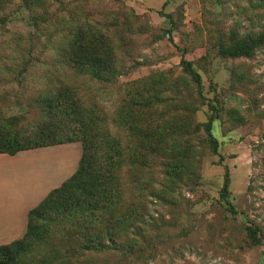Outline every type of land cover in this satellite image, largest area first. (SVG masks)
<instances>
[{
	"label": "rangeland",
	"instance_id": "obj_1",
	"mask_svg": "<svg viewBox=\"0 0 264 264\" xmlns=\"http://www.w3.org/2000/svg\"><path fill=\"white\" fill-rule=\"evenodd\" d=\"M19 2L0 14L7 18L0 23V125L37 127L35 95L71 85L106 119L108 134L119 138L125 150L138 144L130 124L126 129L119 125V117L127 113L143 133L163 127L167 139L162 146L173 142L168 130L174 122L190 128L192 134L180 145L191 147L197 182L170 186L162 152L153 162L152 176L144 167H124L126 203H140L146 221L142 253L129 264H264V47L253 57L219 54L220 44L234 31L240 36L264 33V4L46 0L44 6L29 8ZM91 32L114 43L118 74L109 82L66 64L67 41L79 33L90 37ZM183 60L192 61L201 75L203 98ZM160 74L167 79L160 84L162 98L147 106L144 100ZM217 97L224 109L213 130L219 155L212 152L202 126L210 115L208 102ZM72 147L82 155L80 142ZM227 170L237 215L221 199ZM43 255L37 251L22 264H44ZM97 264L119 263L109 254Z\"/></svg>",
	"mask_w": 264,
	"mask_h": 264
},
{
	"label": "trees",
	"instance_id": "obj_2",
	"mask_svg": "<svg viewBox=\"0 0 264 264\" xmlns=\"http://www.w3.org/2000/svg\"><path fill=\"white\" fill-rule=\"evenodd\" d=\"M14 1L0 0V14ZM169 1L165 0L164 6ZM258 1L264 4V0ZM20 2V7L29 8L46 4V0ZM6 20V16L0 15V23L5 24ZM112 45L114 43L101 34L91 32L87 37L79 33L67 41L66 64L93 79L109 82L118 74ZM262 47L264 33L240 36L234 31L229 41L220 44L219 54L227 59L253 57ZM182 65L203 98L202 77L193 62L183 60ZM155 81L157 84H151V93L144 100L147 106L158 104L162 98L159 92H164L160 84H167L161 74ZM34 102L37 127L17 130L11 125H0V154L16 155L21 151L80 142L82 156L76 172L29 212L25 235L0 246V264H22L37 251H44L40 259L44 264H97L99 257L109 254L115 255L119 264H129V259L135 256L140 258L146 221L140 203H126L124 167H144L152 176L153 162L162 152L168 160L164 168L170 186L184 181L197 182L200 176L196 175L194 160L189 156L191 147L180 145L183 138L192 134L190 128L174 122L168 130L173 142L162 146L167 139L163 127L143 133L134 123L132 125L130 113H127V116L119 117V125L126 129L130 124L129 128L133 130L130 135L137 137L138 144L132 151H126L119 138L108 134L106 119L99 118L94 107H88L73 86L40 92L35 95ZM208 107L210 115L202 126L212 152L219 155L220 144L213 130L224 109L218 97L216 102L209 101ZM151 182L152 178L145 185L148 187ZM230 183L227 170L221 199L226 209L237 215L238 210L230 201ZM255 229L258 235L259 230Z\"/></svg>",
	"mask_w": 264,
	"mask_h": 264
},
{
	"label": "crops",
	"instance_id": "obj_3",
	"mask_svg": "<svg viewBox=\"0 0 264 264\" xmlns=\"http://www.w3.org/2000/svg\"><path fill=\"white\" fill-rule=\"evenodd\" d=\"M73 145L0 154V246L21 239L29 212L76 172L82 155Z\"/></svg>",
	"mask_w": 264,
	"mask_h": 264
}]
</instances>
